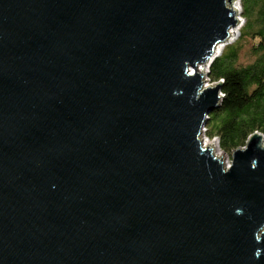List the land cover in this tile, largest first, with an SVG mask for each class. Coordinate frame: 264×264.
<instances>
[{
    "label": "water",
    "instance_id": "95a60500",
    "mask_svg": "<svg viewBox=\"0 0 264 264\" xmlns=\"http://www.w3.org/2000/svg\"><path fill=\"white\" fill-rule=\"evenodd\" d=\"M233 1L0 0V264H264L263 137L200 142Z\"/></svg>",
    "mask_w": 264,
    "mask_h": 264
},
{
    "label": "trees",
    "instance_id": "16d2710c",
    "mask_svg": "<svg viewBox=\"0 0 264 264\" xmlns=\"http://www.w3.org/2000/svg\"><path fill=\"white\" fill-rule=\"evenodd\" d=\"M244 26L208 67V80L220 84V102L208 116L206 137L218 141L230 158L254 134L264 139V0H239ZM247 46L249 62H240Z\"/></svg>",
    "mask_w": 264,
    "mask_h": 264
},
{
    "label": "rangeland",
    "instance_id": "374dc122",
    "mask_svg": "<svg viewBox=\"0 0 264 264\" xmlns=\"http://www.w3.org/2000/svg\"><path fill=\"white\" fill-rule=\"evenodd\" d=\"M239 3V2H238ZM239 8H240V14L238 13L237 15H239L238 17H236V19L235 20H237V22H238V25H237V27H236V30H235V34H234V36H232L228 41H227V43H225V44H223V45H220V46H222V48H221V53L220 54H218L217 56H215V55H213V57L214 58H217V57H219L222 53H223V51L226 49V47L227 46H229V45H233L234 43H236L238 40H239V36H240V34H239V31H240V29L244 26V20L241 18V7H240V5H239ZM248 49H247V46L246 45H244V48H243V51H242V54H241V57H240V62L241 63H244V64H246V63H248L249 62V56L247 55V51ZM247 51V52H246ZM208 67H209V64H208ZM197 73V72H196ZM203 84H204V87H216V85H219V84H212V83H210L209 82V80H208V73H207V76H204V78H203ZM219 98L221 97L220 95L218 96ZM206 133H207V131H206V126H205V128L203 129V135H201V137H200V140H203V142H204V144H205V146H208L209 148H212L213 150H211V152H212V155L213 156H215V157H218V159H220L221 160V162L223 163V164H225V167L226 168H224V170L226 171V170H228L230 167H231V163H232V157L230 158L229 156H227V155H225L220 149H219V145H218V141L217 140H210V139H208L207 137H206ZM261 144L263 145V147H264V139L262 140V142H261ZM245 148V147H244Z\"/></svg>",
    "mask_w": 264,
    "mask_h": 264
},
{
    "label": "bare ground",
    "instance_id": "6f19581e",
    "mask_svg": "<svg viewBox=\"0 0 264 264\" xmlns=\"http://www.w3.org/2000/svg\"><path fill=\"white\" fill-rule=\"evenodd\" d=\"M238 2H239V0H234V1L231 3V7H230V4L228 5V6H229V9L232 8V9H234V10L237 11V13H236V17L239 16V15H237L238 13L240 14V8H239L240 3H238ZM236 17H235V19H236ZM236 21H237V20H236ZM237 25H238V24H237ZM237 25L234 26L233 28H230V30L228 31V32H229L228 40H229L232 36H234ZM237 28H238V27H237ZM228 40H227V41H228ZM227 41H226V43H227ZM221 45H223V44H221ZM221 48H222V46H220V45L217 46L216 49L214 50V54H213V55L217 56L218 54H220V53H221ZM189 72H190V75L192 76L193 71L190 69ZM196 72H197V74H199V75L202 74V75H204V76H207V73H208V63L202 64V65H199V66L194 70V73H196ZM204 76H203V77H204ZM205 88L208 89L209 87L206 86ZM220 100H221V99H220ZM201 135H203V129H202ZM200 142H201V146H202L203 149L208 148V146H205L203 140H200ZM261 146H263V145L261 144ZM208 149H210V148H208ZM214 158L218 159V157H215V156H214ZM225 164H226V163H225ZM225 164L222 163L223 168H226V167H225Z\"/></svg>",
    "mask_w": 264,
    "mask_h": 264
},
{
    "label": "built area",
    "instance_id": "2783aa9c",
    "mask_svg": "<svg viewBox=\"0 0 264 264\" xmlns=\"http://www.w3.org/2000/svg\"><path fill=\"white\" fill-rule=\"evenodd\" d=\"M201 137V136H200ZM214 140H216V139H214ZM208 150H210V149H208ZM213 150V149H212ZM213 158H214V156H213ZM216 159V158H215ZM216 160H220V159H216ZM222 163V162H221Z\"/></svg>",
    "mask_w": 264,
    "mask_h": 264
}]
</instances>
